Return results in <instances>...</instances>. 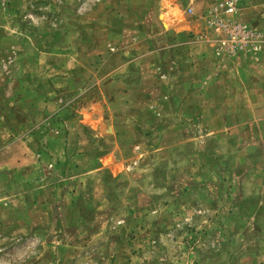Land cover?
Masks as SVG:
<instances>
[{
    "label": "rangeland",
    "instance_id": "374dc122",
    "mask_svg": "<svg viewBox=\"0 0 264 264\" xmlns=\"http://www.w3.org/2000/svg\"><path fill=\"white\" fill-rule=\"evenodd\" d=\"M184 1L0 0V264H264V129L242 125L264 121V64L233 68L256 90L239 128L159 95L183 53L152 51L197 15Z\"/></svg>",
    "mask_w": 264,
    "mask_h": 264
},
{
    "label": "crops",
    "instance_id": "0c3cea01",
    "mask_svg": "<svg viewBox=\"0 0 264 264\" xmlns=\"http://www.w3.org/2000/svg\"><path fill=\"white\" fill-rule=\"evenodd\" d=\"M217 0H214L216 3ZM246 1L247 8L250 9L251 12L254 14V16L262 15L264 16V0H244ZM242 2L243 0H239V11L235 15V18L242 24L248 26L249 28L258 31L263 35V43L262 47L264 50V30H260L257 27H254L252 25H249L243 21H241V17L243 15L244 9H242ZM184 3L186 4V7L191 6L194 4L197 15H190L186 14L187 19L183 23H176L174 22V25L172 26V31L164 29L165 24L163 21L160 22L163 32L161 31V37H174L177 38V40L173 41H162L161 38H159V41H161L163 44L161 46H158L157 48H154L155 50L152 52H156V55L160 57V54L166 51L172 50L173 53L181 52L183 53L182 56L175 57L178 58L176 60H172L168 57V59L164 60L166 62H158L159 65H168V76H167V82L168 88L164 89L163 93H160L159 95H163L168 98L172 97H187L190 99L188 103L185 105V108H183V112L186 113V115H192V120H199L202 121V123H205L204 127H215L216 129L219 128H225V129H234L240 127L239 122V114L241 112V109L239 107V104L232 103L235 98L239 97H249V104H254L255 98V88L252 87V85L249 84L248 81V88L246 89L245 86L242 88L236 86V84H239V81L244 83L245 80H248L247 78L244 79L243 75L233 73L235 70L233 68H236L237 70L241 69V66L247 65H258V64H264V51L262 60L260 63L255 64L251 62L248 59H245L243 57H235V58H219L216 55L215 48L216 43L213 41V33L207 26V23L205 21V16L208 12V9L213 5H209L207 8L200 7L203 3V0H185ZM214 3V4H215ZM161 17V15H160ZM183 24V25H182ZM194 34L195 38L193 40H188L187 35ZM155 36V35H154ZM182 38V39H180ZM199 50L200 56H195V52ZM167 52L168 55H170V52ZM194 51V54L192 53ZM124 57V56H123ZM144 55H139V57H136L133 63H139L144 61ZM126 59V58H125ZM180 59V60H179ZM131 60V61H134ZM126 61V60H125ZM131 63V64H133ZM188 67V69H191L196 73L194 76L190 77L189 82H193L194 84H191L190 87L186 91H181L180 88H178L176 85H179V83L186 79V75L184 71H181L179 69V66L183 69V65ZM194 65H197V67H193ZM231 67V71L228 72L231 77H234V81L232 82V79L230 76H224V71H228ZM199 66V67H198ZM160 67V66H159ZM255 67V66H252ZM211 70L208 72V70ZM182 72V73H181ZM233 74H236V76H233ZM196 82V83H195ZM190 89V90H189ZM189 90V91H188ZM264 92V89H262ZM155 93V92H154ZM158 93V92H157ZM251 98V99H250ZM227 101L231 102V106H228L230 111L233 113V116L231 120H226L222 116V113L224 112V105L227 103ZM186 102V101H185ZM253 106V105H252ZM249 107V105L247 106ZM242 111L247 112H256L255 108H243ZM264 112V110H263ZM215 114L214 118V126L209 125V120L207 118V114ZM243 127L247 128L248 130L251 129L249 133L252 131H255L256 129H264V121L263 122H257V120L248 121L246 123H243ZM247 135V137H250L251 134ZM253 137V136H251ZM24 143H16L11 146V152H16L17 149H22V145ZM249 147H254L255 144L249 142ZM27 148V147H26ZM28 149V148H27ZM24 151V149H23ZM12 156V155H11ZM30 161L29 157H25V155H21L20 158L11 157V166H17V165H28Z\"/></svg>",
    "mask_w": 264,
    "mask_h": 264
},
{
    "label": "built area",
    "instance_id": "2783aa9c",
    "mask_svg": "<svg viewBox=\"0 0 264 264\" xmlns=\"http://www.w3.org/2000/svg\"><path fill=\"white\" fill-rule=\"evenodd\" d=\"M239 0H217L208 10L205 20L216 36V55L223 58L243 57L258 64L263 56V35L240 23L235 15L239 11ZM194 15L193 9L188 11Z\"/></svg>",
    "mask_w": 264,
    "mask_h": 264
}]
</instances>
